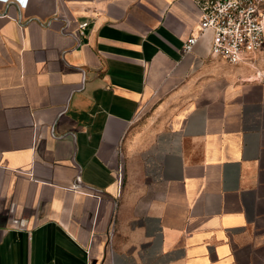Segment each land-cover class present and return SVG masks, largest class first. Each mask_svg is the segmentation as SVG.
Wrapping results in <instances>:
<instances>
[{
    "label": "crops",
    "instance_id": "0c3cea01",
    "mask_svg": "<svg viewBox=\"0 0 264 264\" xmlns=\"http://www.w3.org/2000/svg\"><path fill=\"white\" fill-rule=\"evenodd\" d=\"M196 1L0 0V264H264V49Z\"/></svg>",
    "mask_w": 264,
    "mask_h": 264
},
{
    "label": "built area",
    "instance_id": "2783aa9c",
    "mask_svg": "<svg viewBox=\"0 0 264 264\" xmlns=\"http://www.w3.org/2000/svg\"><path fill=\"white\" fill-rule=\"evenodd\" d=\"M198 33L190 34L182 54L211 33L210 55L233 64L255 60L264 49V0H197Z\"/></svg>",
    "mask_w": 264,
    "mask_h": 264
},
{
    "label": "rangeland",
    "instance_id": "374dc122",
    "mask_svg": "<svg viewBox=\"0 0 264 264\" xmlns=\"http://www.w3.org/2000/svg\"><path fill=\"white\" fill-rule=\"evenodd\" d=\"M250 69H255V68L254 67L253 68L251 67Z\"/></svg>",
    "mask_w": 264,
    "mask_h": 264
}]
</instances>
